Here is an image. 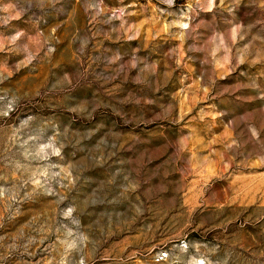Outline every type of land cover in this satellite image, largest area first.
<instances>
[{
  "label": "rangeland",
  "instance_id": "374dc122",
  "mask_svg": "<svg viewBox=\"0 0 264 264\" xmlns=\"http://www.w3.org/2000/svg\"><path fill=\"white\" fill-rule=\"evenodd\" d=\"M0 264H264V0H0Z\"/></svg>",
  "mask_w": 264,
  "mask_h": 264
}]
</instances>
